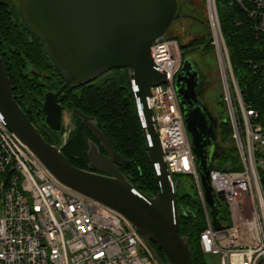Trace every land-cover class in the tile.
<instances>
[{
  "label": "built area",
  "instance_id": "2783aa9c",
  "mask_svg": "<svg viewBox=\"0 0 264 264\" xmlns=\"http://www.w3.org/2000/svg\"><path fill=\"white\" fill-rule=\"evenodd\" d=\"M228 6H237L241 14L230 9L235 19L246 22L255 35L264 36V0H229ZM210 19L224 93L222 121L230 125L229 140L241 166L236 170L212 167L210 172L211 186L221 192L219 202L223 200L220 203L227 212V220L216 214L219 228L213 226L204 199L175 90L182 63L176 38L159 40L150 47L153 63L165 80L150 88L145 102L168 172L172 177L188 176L196 185L205 219L199 234L202 253L217 255L220 264H264V52L247 61L258 102L247 96L248 85L235 76L221 28L217 20L213 25L211 14ZM135 104L138 111L136 98ZM0 264L158 262L121 214L57 181L0 120Z\"/></svg>",
  "mask_w": 264,
  "mask_h": 264
},
{
  "label": "water",
  "instance_id": "95a60500",
  "mask_svg": "<svg viewBox=\"0 0 264 264\" xmlns=\"http://www.w3.org/2000/svg\"><path fill=\"white\" fill-rule=\"evenodd\" d=\"M18 10L25 26L40 38L48 58L62 74V84L47 91L42 103L45 123L58 130L60 136L66 134L67 108L57 98L64 88L89 83L111 69H127L158 191H141L128 180L119 167H126L129 160L116 152L95 118L77 108L70 109L71 114L92 131L106 154L91 143L88 168L73 165L61 151L63 144L46 141L16 101L1 54L0 120L57 181L121 214L150 246L158 264H193L189 239L179 234V227L180 216L194 215L186 206L177 204L178 180L162 160L158 133L145 97L152 86L165 80V74L153 63L151 45L165 39L174 20L199 23L200 19L178 12L176 0H20ZM174 85L204 199L213 226L219 228L216 214L222 195L211 186L210 172L223 154L218 139L220 119L203 101L208 83L200 62L185 56ZM73 128L74 124H70L67 136Z\"/></svg>",
  "mask_w": 264,
  "mask_h": 264
},
{
  "label": "trees",
  "instance_id": "16d2710c",
  "mask_svg": "<svg viewBox=\"0 0 264 264\" xmlns=\"http://www.w3.org/2000/svg\"><path fill=\"white\" fill-rule=\"evenodd\" d=\"M228 1L215 0L221 31L235 76L241 84L248 85L247 96L258 101L259 93L254 83L255 77L249 70L247 61L263 54L264 36L255 35L246 22L235 19L230 9H234L239 14L241 12L237 6L230 8ZM165 38L174 37L165 36ZM199 41L200 39H193L180 47L191 48ZM0 54L16 101L43 138L51 144H57L60 136L45 123L42 102L47 91L55 90L62 84L63 77L56 65L48 58L43 42L25 26L19 10L9 0H0ZM27 66H30L29 72L26 70ZM123 70L111 69L109 71L112 72L111 75L105 73L101 80L99 78L79 86H67L58 96L57 102L67 110L77 108L87 116L94 117L96 125L106 134L116 152L129 160L126 169H121L128 180L137 189L155 194L158 191L155 172L148 157L128 71ZM35 116L42 117L41 122L47 130L46 133L35 123ZM78 123L81 125L80 122ZM230 134L229 123L220 120L218 139L223 147V154L214 162L213 168L236 170L241 167L237 150L229 140ZM80 137L79 129L70 131L61 151L73 165L84 168L77 163L80 158L76 157L82 155ZM178 176L174 175L173 178L176 179ZM261 177L264 183V171ZM191 180L193 181L192 178ZM192 188L194 190L192 194H177L178 206H186L195 214V217L191 218L180 216L179 234L189 239L193 264H206L199 245V234L205 227L204 213L194 181ZM217 216L220 220H227V212L220 202L217 206ZM152 245L164 258L157 246Z\"/></svg>",
  "mask_w": 264,
  "mask_h": 264
},
{
  "label": "rangeland",
  "instance_id": "374dc122",
  "mask_svg": "<svg viewBox=\"0 0 264 264\" xmlns=\"http://www.w3.org/2000/svg\"><path fill=\"white\" fill-rule=\"evenodd\" d=\"M9 1L13 3L16 9L18 10L20 0H9ZM176 1L178 6V12H185L187 14L193 15L196 18L200 19V22L198 23L195 20L183 19V18L174 20L171 23L170 27L168 28L165 36H172L176 38L179 46L181 44L185 45L189 41H192L193 39H200L199 42L193 44V47L183 48V49H181L180 47V50L182 51V57L183 54L186 52L185 56L187 58L193 57L194 59H197L200 62L203 70L206 73L207 83H208V87L205 92V102L208 104L209 108L214 112V114L220 120H222L225 116L224 93H223V86L220 75V61L217 56L215 43L213 42V30L210 19V14H211L210 2L208 3V0H176ZM213 6H215V10H216V13H214L216 14L215 19L217 20L220 26L215 0ZM202 20L203 22L201 23ZM26 70L29 72L30 66H27ZM105 75H109V72H107ZM101 78L102 76L98 77L97 79L101 80ZM41 118L42 117L37 116L35 118L36 121L35 123L38 124L41 127V130H43L46 133L47 130L43 126L41 122ZM75 121L76 119L71 114L70 110H66L64 113V124L66 128V134L64 136L59 135L60 140L57 144H63V142L67 137V131L69 130V125L70 124L75 125ZM176 180H178V188H177L178 194L193 193L194 191L192 188L193 181L191 180V178L185 175H181L178 176ZM220 202L223 203V200H220ZM204 259L206 264H220L219 257L214 254H205Z\"/></svg>",
  "mask_w": 264,
  "mask_h": 264
},
{
  "label": "flooded vegetation",
  "instance_id": "af4514ba",
  "mask_svg": "<svg viewBox=\"0 0 264 264\" xmlns=\"http://www.w3.org/2000/svg\"><path fill=\"white\" fill-rule=\"evenodd\" d=\"M184 57H185V54H183V57H182V61H183V59H184ZM182 64V63H181ZM122 71H124L123 69H122ZM111 73L112 72H109V75H111ZM54 90V89H53ZM203 101H205V94H204V99H203ZM210 109V108H209ZM211 110V109H210ZM212 111V110H211ZM212 113L214 114V112L212 111ZM78 122H80L81 123V125H79V123ZM76 125V126H75ZM75 125H74V128L72 129V130H74V129H79L80 130V133H81V137H80V141H82V150H81V152H82V155H76V157L77 158H80V159H78L77 160V163H79V164H81L85 169H87L88 167V164H89V159H88V151L90 150V148H91V143H94V144H96L97 145V147H98V149H99V151H100V153L101 154H106V152H105V150H104V148L100 145V142H99V140L93 135V133H92V131L88 128V127H86L82 122H81V120L80 119H76V121H75ZM72 130H70V131H72ZM53 131H56V132H58V134H59V131L58 130H53ZM69 135V134H68ZM67 138H68V136H67ZM67 138L65 139V141H64V143H66V141H67ZM63 143V144H64ZM85 158L84 160H83V158ZM128 166V165H127ZM126 166V167H127ZM126 167H119L120 168V170L121 169H126ZM193 215L195 216V214L193 213ZM193 216V217H194Z\"/></svg>",
  "mask_w": 264,
  "mask_h": 264
},
{
  "label": "bare ground",
  "instance_id": "6f19581e",
  "mask_svg": "<svg viewBox=\"0 0 264 264\" xmlns=\"http://www.w3.org/2000/svg\"><path fill=\"white\" fill-rule=\"evenodd\" d=\"M209 2H210V8H211V17H212V21H213V25L215 26L216 25V19H215V12H214V9H212V8H214V6H213V1L212 0H209Z\"/></svg>",
  "mask_w": 264,
  "mask_h": 264
}]
</instances>
